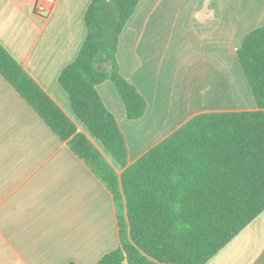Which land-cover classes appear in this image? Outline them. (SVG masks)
<instances>
[{
  "label": "crops",
  "instance_id": "obj_1",
  "mask_svg": "<svg viewBox=\"0 0 264 264\" xmlns=\"http://www.w3.org/2000/svg\"><path fill=\"white\" fill-rule=\"evenodd\" d=\"M38 1L0 0V42L74 118L59 75L86 38L92 0H57L45 14ZM262 25L264 0L140 1L117 60L146 113L129 119L114 82L98 85L129 163L196 114L257 108L237 48ZM120 244L112 192L0 74V264H96ZM205 264H264V211Z\"/></svg>",
  "mask_w": 264,
  "mask_h": 264
},
{
  "label": "trees",
  "instance_id": "obj_2",
  "mask_svg": "<svg viewBox=\"0 0 264 264\" xmlns=\"http://www.w3.org/2000/svg\"><path fill=\"white\" fill-rule=\"evenodd\" d=\"M140 1L89 4L86 38L59 75L75 119L1 42L0 74L112 192L121 244L96 264H205L264 211V25L237 48L257 108L196 114L129 163L127 140L98 85L114 82L129 119L146 113V98L117 60Z\"/></svg>",
  "mask_w": 264,
  "mask_h": 264
},
{
  "label": "built area",
  "instance_id": "obj_3",
  "mask_svg": "<svg viewBox=\"0 0 264 264\" xmlns=\"http://www.w3.org/2000/svg\"><path fill=\"white\" fill-rule=\"evenodd\" d=\"M57 0H39L36 5V11L39 14H45L50 12L52 6Z\"/></svg>",
  "mask_w": 264,
  "mask_h": 264
},
{
  "label": "rangeland",
  "instance_id": "obj_4",
  "mask_svg": "<svg viewBox=\"0 0 264 264\" xmlns=\"http://www.w3.org/2000/svg\"><path fill=\"white\" fill-rule=\"evenodd\" d=\"M80 126L82 127L83 130H85L84 127L81 124H80Z\"/></svg>",
  "mask_w": 264,
  "mask_h": 264
}]
</instances>
